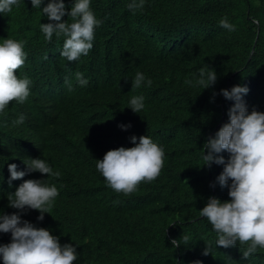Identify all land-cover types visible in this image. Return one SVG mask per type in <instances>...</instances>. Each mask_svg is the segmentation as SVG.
Listing matches in <instances>:
<instances>
[{"label":"trees","instance_id":"1","mask_svg":"<svg viewBox=\"0 0 264 264\" xmlns=\"http://www.w3.org/2000/svg\"><path fill=\"white\" fill-rule=\"evenodd\" d=\"M148 1L151 15L144 18L166 37L146 42L135 29L130 0H90L101 23L88 55L73 62L60 55L65 36L53 34L49 42L41 31V24L53 22L42 11L49 0L40 8L19 0L10 13H0V36L25 42V63L16 75L31 81L28 98L0 113V214L20 213L7 197L25 180H44L59 192L50 213L39 221L38 210L25 209L21 219L76 247L73 264H264V249L244 258L247 245L239 241L217 245V233L200 215L209 198L231 199L228 187L216 182L224 165L204 166L203 159V145L229 121L234 104L221 90L247 86L249 113H264V0ZM63 2L62 22L72 23L67 13L75 0ZM225 17L235 31L220 26ZM206 67L217 81L204 89L195 77ZM137 72L145 80L132 88ZM133 96L145 98L138 116L130 108ZM21 114L24 123L15 124ZM132 136L161 145L164 167L154 181L125 195L107 185L96 164L109 150L134 147ZM29 158L44 159L60 177L32 172L10 186L8 165L26 171ZM10 242L11 233H0V245Z\"/></svg>","mask_w":264,"mask_h":264},{"label":"clouds","instance_id":"2","mask_svg":"<svg viewBox=\"0 0 264 264\" xmlns=\"http://www.w3.org/2000/svg\"><path fill=\"white\" fill-rule=\"evenodd\" d=\"M127 5L131 11L135 29L150 44L166 37L164 29L156 24L149 23L144 14L150 16L148 6L152 1L130 0ZM43 0H31L33 8H40ZM19 0H0V13H10L12 6H18ZM50 23L41 24V31L47 41H51L53 34L57 37L63 35L66 40L60 55L69 62L77 61L88 55L93 48L94 29L99 21L90 10V0H75L70 12L72 23L62 22L66 15L63 0H49L42 9ZM224 29L232 32L236 26L228 22L225 17L219 21ZM2 35V34H1ZM0 36V113L12 101L23 103L30 95L29 78H18L16 70L21 68L26 59L24 41H16ZM258 41V36L256 38ZM255 40L250 58L252 57L257 41ZM3 41V43H2ZM76 80L81 86H86L88 80L83 73H76ZM145 80L143 73L137 72L132 88H139ZM217 74L209 67L201 68L195 77V84L204 86V89L214 86ZM185 83L191 84L192 80ZM152 80H147L151 86ZM247 86H233L231 90L222 89L220 94L226 100L234 101L228 110L229 121L207 139L203 145L204 166L210 167L213 163L224 165L223 171L216 178L221 188L228 187L230 202H221L217 198H209L207 204L200 211L206 217L218 235L217 245L224 248L247 245L243 257L248 258L256 253L258 247L264 249V113L253 109L249 113L243 96L248 93ZM215 95V94H214ZM144 97L133 96L130 108L133 114L144 109ZM25 116L21 114L14 122L22 124ZM220 126L218 123L217 127ZM120 127H130L121 125ZM145 131V130H144ZM134 147L109 150L102 160H97V170L105 178L107 185L117 193L125 195L134 192L141 182L154 181L164 167V148L153 142L148 136L137 138L132 136ZM205 150L207 154H205ZM226 151L229 154L227 161L220 154ZM26 171H18L16 164H9V185L13 180L22 179L32 172L47 174V176L60 177L59 171H53L42 158H29ZM229 181L231 183L229 184ZM213 187L215 184L212 185ZM59 195L55 185H47L44 180H25L14 193H9V206L20 210H38L39 221L44 219L45 213H50L55 198ZM20 213L0 214V233H11V242L0 245V257L3 264H73L78 253L72 244L59 243V238L52 235L50 230L37 228L27 220L21 219ZM187 242L189 237L184 236ZM172 245L177 247L178 240L173 239ZM206 247L204 255H208ZM194 264H201L196 261Z\"/></svg>","mask_w":264,"mask_h":264},{"label":"water","instance_id":"3","mask_svg":"<svg viewBox=\"0 0 264 264\" xmlns=\"http://www.w3.org/2000/svg\"><path fill=\"white\" fill-rule=\"evenodd\" d=\"M257 41V40H256Z\"/></svg>","mask_w":264,"mask_h":264}]
</instances>
